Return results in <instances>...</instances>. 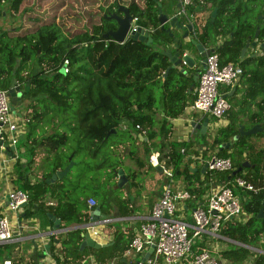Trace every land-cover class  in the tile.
<instances>
[{
    "label": "trees",
    "instance_id": "16d2710c",
    "mask_svg": "<svg viewBox=\"0 0 264 264\" xmlns=\"http://www.w3.org/2000/svg\"><path fill=\"white\" fill-rule=\"evenodd\" d=\"M29 1L0 0V16H3L4 2L9 12L16 14L20 6ZM175 1L69 0L67 5L64 1H57L48 7V10H52L45 14L40 24L24 29L22 34L17 33L20 30L18 27L17 30L16 27L14 30L0 29V89L7 90L14 78L23 89L21 102L27 101L21 117L27 119L29 124L34 119L38 125L49 114V119L42 123L52 125L50 132L38 137L30 131L27 133L32 138V147L27 149L40 148L51 155L46 172L35 182H29L25 177L26 169H21L17 163V177L12 183L14 187L27 192L24 218L42 209L45 218L47 213H51L58 219L59 227L63 230L56 242H53L55 237L49 240L46 250L58 264H79L86 252H91L96 264H106L111 259H115V264H122V255L134 234L131 228L116 229L112 241L104 246L79 249L85 230L66 227L86 223L95 206H99L103 216L112 215L115 210L120 216L128 215L131 213L129 201L119 196V190L107 182L97 185L90 192V197L98 200L94 207H89L86 200L76 197L65 199L70 196L67 188L70 180H67V176L70 169L80 163L73 160L79 151L92 157L101 156L99 165L105 169L108 182L115 178L118 169H122L121 161H110L104 151L108 142L118 134L117 128L121 122L132 127L134 135L128 130L125 134L133 144L139 141L137 134L140 133L135 125L146 130L144 136L151 142L147 157L150 152H158L159 162L172 171L173 178L180 180L189 193L184 212L204 203L203 195L209 183L230 186L239 196L244 219L225 220L218 233L228 240L264 249V216L257 217L264 201V190L244 191L232 185L237 176L255 185L264 178V145L257 147L255 143L257 139L264 140V48L258 46L264 42V0H191L189 4L208 7V13L216 8L212 19L208 14L200 23L198 21L203 17L198 16L201 14L189 10L192 17L190 22L196 30L197 40L214 50L221 65L230 62L238 66L240 72L237 83L240 87L236 89L242 92L237 102H231L225 94L230 104L224 116L227 124L216 129L210 139L206 133L201 134V142L170 140L168 137L170 120L180 116L186 105L193 101L195 92L190 87L196 86L192 75L175 67L166 71L171 63L163 49L171 42V37L165 30L168 24L161 26L158 21V2L162 11L170 14L175 9ZM258 2L259 10L251 13L250 10L257 8ZM118 5L126 6L132 17L137 18V24L148 31L151 42L132 38L116 42L103 37L107 30L116 26L114 20L104 17V14L119 13ZM61 15H69L65 17L68 24L64 23ZM28 18L38 20L35 17ZM179 21L188 22L184 15L179 16ZM257 28L258 33L254 36ZM217 40H220L218 44ZM252 41L256 42V46L247 48V53L240 58L241 49ZM64 59L68 61L66 72L62 69ZM155 92L158 94L155 95ZM29 108L32 109L31 114ZM155 111L163 115L158 140H153ZM254 124H260L262 129L232 140L239 125L247 129ZM69 141L73 143L70 152L65 150ZM227 142L230 143L227 148L222 147L217 153L214 152L219 145ZM21 143L24 145V142ZM70 153L72 155L69 158ZM129 153L135 154L133 150ZM188 154L203 159L211 156L228 157L231 168L214 172L205 170L203 173L200 168L192 171L190 163L194 158H186ZM70 160L73 163L63 177L54 182L45 181L53 172L63 169ZM243 161H247L249 166L232 174ZM85 172L80 170L73 176L71 184L74 189L86 187L85 184L80 186L81 179L94 178ZM133 173V170H129L127 175ZM46 199L53 200V204L45 206ZM262 213L264 215V207ZM206 240L205 236L193 240L190 251L195 253L208 249ZM12 248L13 244H0V261L10 259ZM219 257L228 264H239L247 258H251V264H264V254L233 242H227L226 248L219 252Z\"/></svg>",
    "mask_w": 264,
    "mask_h": 264
},
{
    "label": "built area",
    "instance_id": "2783aa9c",
    "mask_svg": "<svg viewBox=\"0 0 264 264\" xmlns=\"http://www.w3.org/2000/svg\"><path fill=\"white\" fill-rule=\"evenodd\" d=\"M179 2L180 7L176 8L175 14L183 16L186 14L185 7L190 4L191 0H180ZM138 26L137 18L132 17L128 33L136 30ZM67 63V59H64L62 63L64 72L68 70ZM239 72L236 64L229 62L221 65L214 50L208 53L205 56L204 68L199 70L196 80L195 97L191 103L186 105L184 109L186 113L181 116L188 122L194 118L193 114H197L199 118L207 117L208 128L212 127L215 130L225 126L227 122L224 116L230 104L225 97V90H222L220 85L229 87L236 83ZM6 92L7 90L0 89V174L2 173V177L9 181L7 178L8 160L14 162L19 157L16 144L22 127L9 109V97ZM190 114L192 115L189 117ZM135 129L139 130L140 134L146 132L138 124L135 125ZM6 147L13 148L6 151ZM191 157L195 158L194 155ZM197 158L202 164L206 162L205 170L209 172L231 168V160L228 157L211 156L203 159L197 156ZM148 163L153 167L160 166V171L166 179L165 184L159 197L152 204L146 220L140 225L139 232L131 238L125 254H136L143 251L145 247L152 246V251L143 262L137 261L135 264H225L209 249L192 253L190 248L193 237L205 236L210 239L228 240L221 236L218 231L225 220L230 218L244 219L238 194H235L230 186L209 183L203 195L204 203L191 208L190 219H187L183 215V208H186L184 204L189 199V193L183 187L173 186V173L165 164L159 162L158 152H152L148 155ZM258 183L255 185L248 179L237 176L232 185L234 188L244 191L264 190V178L259 179ZM11 184L3 182L6 210L12 218L19 220L21 205L26 203L28 195L26 191ZM47 204L52 205L53 202L48 201ZM87 204L89 207H94L96 205L95 198L88 197ZM112 220L110 215L99 216L97 220L93 221L90 217L81 229L87 231L96 241L99 229ZM60 229L59 227L49 228L40 234L42 240L40 246L49 244V240L61 232L62 229ZM13 238L15 235L8 215L0 214V243L9 242ZM251 261V258H247L239 264H251ZM8 264L11 263L8 262ZM106 264H113V262L111 260Z\"/></svg>",
    "mask_w": 264,
    "mask_h": 264
},
{
    "label": "crops",
    "instance_id": "0c3cea01",
    "mask_svg": "<svg viewBox=\"0 0 264 264\" xmlns=\"http://www.w3.org/2000/svg\"><path fill=\"white\" fill-rule=\"evenodd\" d=\"M180 1V0H179ZM180 3V2H179ZM176 9H173L172 13L175 12ZM207 10L208 13V7H204V8H198L197 11H195L198 15L201 14L200 18L203 17V15H205ZM186 15L188 16L187 21L191 20V16H190V12L188 10L185 9ZM170 13V14H172ZM203 14V15H202ZM205 17V16H204ZM204 17L199 20L198 22H202L204 20ZM198 18V19H200ZM206 18V17H205ZM192 21V20H191ZM173 32L180 37V35L182 34L183 30H179V29H172ZM195 29L194 27H191V30L187 33V36L189 37V39H194V35H195ZM220 40H217L216 44H218ZM189 42H187L186 45L183 44V52H188L191 56H194L196 59V65L195 67L189 68L186 65L182 64L181 67L183 68V70H185V74L187 75H192L197 69L201 70L200 65L198 63V61L201 59L199 58V56L196 53V50L193 46H190ZM213 47V46H212ZM169 48L170 51L173 53L175 51V48L173 46V43L170 42L166 47ZM192 48V49H191ZM204 48H210V46L205 47ZM249 49V48H248ZM248 49L246 50V53L248 51ZM164 51V49H163ZM182 52V53H183ZM175 69H178L175 67ZM179 70V69H178ZM193 87V86H192ZM192 87H190V89L192 90ZM195 87V86H194ZM238 89V87H240V85L237 83H234L233 85L229 86V87H221L222 90H225V94L227 97H229L228 99L231 100V102H237L236 100L240 99V96L242 95V92H240ZM189 89V90H190ZM193 91V90H192ZM21 102V100H20ZM25 105H26V101L25 102H21L20 103V107L16 106L15 107V113H14V118L16 119V121L19 123V125L21 124L20 120H21V116L24 114V110H25ZM253 107V106H252ZM157 113L156 119L155 121H160V124L162 123L163 120V115L160 111H155ZM186 112L184 111L181 115H184ZM178 116L177 118H175L174 120H170V128H169V132H168V137L170 138V140H198V137H200V133L194 134L192 132V126L190 125V122H188L187 120L184 119V117L182 116ZM192 114L189 115V117ZM192 116H194V118L197 119V122H201L203 118H199V116L197 114H193ZM162 117V118H160ZM241 118V117H240ZM20 119V120H19ZM27 120V119H25ZM227 122V120H226ZM36 128H34V132H35V137L40 136L42 133L45 132H50L47 131V127L51 128V126H47L46 124L42 123L41 121H39V124L36 125ZM22 127V126H21ZM23 127L21 128L20 135H19V139L17 143H20L19 148H17L18 150V155L19 157L13 162L12 160H8V173H7V178L9 179L6 180L3 176V174H0V214H7L10 222H11V227L13 230V233L15 235V238H13V240L6 242L9 244H13V248L11 249L10 252V259L4 260L2 264H8V262H10L11 264H58L56 262V260L54 259V257L52 256L51 253L47 252V249H44V245L40 246L42 240L40 239V234H42L43 232H46L49 228H52V224L53 222L51 221V219L48 217V213H47V218H45V216L43 215V210H37V212L32 213L30 216L26 217V218H21L20 220L16 219V218H12V216L10 214H8V211L6 210V202H5V188L3 185V182H7V184H11L12 180L16 179L17 175H16V164H20L19 166L21 167V169H26L25 172V177L27 178V180L31 179V182H35L37 179H39L40 177H42L43 173L45 172L46 169H44L43 167H41L40 171H38L37 173L40 174V177L37 176L35 178H32V169L35 166H38V168H40L38 161L40 160V158L44 155V150L40 149V148H33V149H27L26 147H32L31 144V135L28 137L27 133L29 131H25ZM52 129V128H51ZM153 130L155 132V136L153 137V140H158V129L155 127V124L153 125ZM209 131L208 134V139H210L214 132H215V128L212 127H207L206 133ZM30 133L31 130H30ZM145 134H143L141 136L140 133L137 134L139 141L135 142V144H138L140 141H146L147 138L144 136ZM24 142V145L21 143ZM262 145H264V140L261 141ZM151 153V152H150ZM22 154V156H21ZM129 158H133L135 165H132L130 163H127L126 166L123 165L122 161L121 164L122 166L126 169H124L122 167V174L124 175V177L126 178V182L128 183V188L124 187V186H116V181L118 179V175L116 173V176L114 178L113 181V188L114 189H118V195L126 198L129 201V206L131 208V213L125 216H120L116 213V210L113 211L112 218L113 220L110 223H107L104 225V227H101L99 229V235L98 237H96V241L100 242V243H108L110 241H112L113 239V232L116 229H120V230H124V229H129L131 228L133 231V235L132 237L139 232V228L140 225L146 220L147 216L149 215L150 212V208L152 206V204L156 201V199L159 197L162 189H163V185L165 184V177L164 175L161 173L160 170H157L155 168H153L155 170V172L151 173L149 170L146 173V177L145 178H140L138 179L137 176H139V172L141 170L138 169L137 166L141 168H144V166H150L147 160V154L145 153L142 157H144L143 159H140L139 157L135 156V154H130L128 153ZM194 154H188L187 156H185L186 158H192L191 156ZM194 161L193 163H195L194 166L191 165L190 163V168L192 171L194 168H201V166L203 165L199 159L197 158L196 155H194ZM141 157V156H140ZM200 157V156H199ZM201 158V157H200ZM142 163L144 162L145 165L138 164V162ZM138 164V165H137ZM151 167V166H150ZM39 170V169H38ZM44 170V171H43ZM129 170H133L135 173L131 174L130 176H128V172ZM24 171V170H23ZM148 174V176H147ZM132 179V180H131ZM6 180V181H5ZM131 181H133L131 183ZM13 185V183L11 184ZM173 186H177L178 188H182V183L180 182V180H175L173 178ZM92 192V191H91ZM79 195V196H78ZM74 197H76L77 199H82V200H86L87 202V198L91 196L90 192L85 195L82 196L80 194H78ZM75 199L72 198L71 196H66L65 199ZM48 201H53L50 199H46L45 200V206H50L49 204H47ZM98 200L96 199V202ZM185 205V204H184ZM24 208L25 205L22 206L20 213L23 212L24 213ZM191 210V209H190ZM190 210H188L187 212L183 211V215L187 218L190 219ZM51 214V213H49ZM100 217H103V215L100 212ZM117 222V223H115ZM83 224H70L69 226L66 227V229H75V228H82ZM60 228V227H59ZM63 230V228H61ZM60 229V230H61ZM61 230V231H62ZM60 233H58L57 235L53 236L57 239V236L60 235ZM52 237V238H53ZM206 241H205V245L208 247V249L213 252L216 256L219 257V252L223 249L226 248L227 246V242H232V241H228V240H224V239H210L206 237ZM6 243H0V244H6ZM234 243V242H233ZM82 249V248H81ZM150 247H145L143 249V251H140L136 254H125V252L122 255V264H135L137 261H140V259L144 258L145 253H150L149 252ZM220 258V257H219ZM221 259V258H220ZM113 264H115V259H111ZM109 260V261H111ZM223 260V259H222ZM108 261V262H109ZM225 262V264H228L225 260H223ZM79 264H96L95 260L93 259L91 252H86L85 256H83V259L81 260V262Z\"/></svg>",
    "mask_w": 264,
    "mask_h": 264
},
{
    "label": "water",
    "instance_id": "95a60500",
    "mask_svg": "<svg viewBox=\"0 0 264 264\" xmlns=\"http://www.w3.org/2000/svg\"><path fill=\"white\" fill-rule=\"evenodd\" d=\"M180 7V3L178 2L175 6L176 8ZM117 11L119 13L116 12H111L108 14H104V17L108 18V19H112L114 20L116 26L114 29H110L107 30L104 34L103 37L104 38H110L113 41L116 42H123L126 38H132V39H138L141 41H145V42H151V37L148 33V31L141 27L138 26L136 28V30L134 31H130L128 33V28H129V24L132 18V15L129 13L128 8L124 5H118L117 7ZM158 21L160 23L161 26H163L164 24H168V26L165 28V30L168 32L169 36L171 37V42L173 43V46L175 48V51L172 53L170 51L169 48H166L163 53L169 58L170 61V65L167 67L166 71L168 70V68L170 67H176L179 70L185 72V70H183V68L181 67L182 64L186 65L189 68L195 67L196 65V59L194 56H191L188 52H183V44L186 45L187 42H189L190 46H193L196 50L197 55L199 56V58H201L198 63L200 65V68L203 69L204 68V62H205V56L210 53L211 51H213V49L211 48H204L203 45L200 44V42L197 40V38L194 35V39H189V37L187 36V33L191 30V27H193L192 23L190 21L188 22H180L179 21V16H177L174 13L172 14H166L162 11L161 7H160V3L158 2ZM216 13V8L214 7L211 11V19L215 16ZM184 17H186L188 19V16L186 14H183ZM189 20V19H188ZM172 29H179V30H183L182 34L180 35V37H178ZM258 33V28L255 30V34L254 36H256ZM189 46V47H190ZM256 46V42L252 41L251 43H246L244 45V47L241 49L240 51V58H242L247 50V48L249 47H255ZM259 47L264 48V42L259 43L258 44ZM192 49V48H191ZM183 52V53H182ZM252 55H255V53H253ZM199 74V69H197L193 74H192V79L193 82H196L197 77ZM192 87V86H191ZM195 87H192L193 92H195ZM23 89L19 87L18 84H16V80L14 78L11 79V84L9 86V88L7 89V96L9 97V109L10 111L14 114L15 113V107L20 105V99H21V93H22ZM262 118L264 119V115L262 116ZM190 125L193 127L192 128V132L194 134L200 133V134H205L207 127H208V118L207 117H203L202 121L199 123L197 122L196 118H193L190 121ZM262 128L260 126V124H254L252 125L250 128L245 129L243 125H239L238 127V132L233 135L232 140H236L238 139V137L240 136H244V135H251V134H255L257 131H260ZM113 131V130H112ZM230 145L229 142L225 143L224 145L221 144L219 145L214 152L217 153L218 150H220L222 147L227 148ZM13 147H6V151L11 150ZM71 157V155L69 156V158ZM73 161H69L67 163V165L61 169V170H56L55 172H53L48 178H46V182H54L56 179H60L61 177H63L70 169L71 165H72ZM192 166L195 165V163H191ZM206 162L203 163V165L200 168V172H204L205 168H206ZM249 163L247 161H243L233 172L232 174H236L237 172H239L243 167H248ZM155 169L160 170V166H156ZM193 170H196L195 168ZM117 175H118V179L116 181V186H124L126 188H128V183L126 182V178L124 177V175L122 174V169H118L117 170ZM25 204L23 203L21 206H24ZM264 207V201L262 203V207L259 209V212L257 214V217H263V210ZM20 219L24 218V213L21 212L19 214ZM100 216V208L99 206H95L93 208V210L90 212V217L91 220H97ZM48 217L51 219V221L53 222L52 224V228H58L59 227V221L58 219H56L52 214L48 213ZM19 219V220H20ZM57 239L53 238V242H56ZM236 244H239L241 246L244 247H251L248 246L246 244H241L235 241H232ZM106 245V243H100L98 241H95L87 231L84 232L83 234V240L80 242L79 244V249L84 248V247H92V248H99L101 246ZM44 249H48V244H44ZM152 251V246L149 249V252ZM149 255V253H145L144 258L140 259V262H143V260Z\"/></svg>",
    "mask_w": 264,
    "mask_h": 264
},
{
    "label": "rangeland",
    "instance_id": "374dc122",
    "mask_svg": "<svg viewBox=\"0 0 264 264\" xmlns=\"http://www.w3.org/2000/svg\"><path fill=\"white\" fill-rule=\"evenodd\" d=\"M57 1H64L66 5L69 4V0H30L28 3L26 2V3L22 4L19 8V11L16 14L15 13L12 14L9 12V10L7 8V3L4 2L2 4L3 16L2 15L0 16V29L11 28L14 30V28L16 27V30H17V27H18V28H20V30H18L17 33L22 34L25 32V30L30 29V26H33V25L35 26V25L40 24L43 21V19L46 17L45 14H47V12L49 10L50 11L52 10L50 8L48 10V7ZM62 8H63V4L61 6V9ZM198 8H202V6L201 5H190V6L188 5L185 7V9L188 11L189 10L197 11ZM258 10H259V2L257 3V8L250 10V12L251 13H257ZM4 12H6V14H4ZM208 14L211 15V11L209 13H207V10H206L205 15H203V14L202 15H203V17L204 16L207 17ZM68 16L69 15H63V16L61 15L64 23L68 24V20L65 19V17H68ZM257 16H259V15H257ZM28 17H35L38 20H31ZM205 17H204V19H205ZM220 86L222 87V85H220ZM157 94H158V92H155V95H157ZM26 103H27V101H26ZM18 107H20V106H18ZM26 110H28V108ZM29 110H30V114H31L32 109L29 108ZM145 112H146V110L144 111V113ZM48 116H49V114H46L44 116V118H42V119L48 120L49 119ZM156 116H157V113L154 112L153 113L154 124H155V127L157 129H159L161 124H160V121H155ZM160 118H162V117H160ZM44 120H41V122H43ZM20 122H21L20 125L23 127V129L25 131L31 130L32 135H35L34 128H36V126H35L36 121L34 119H31V121H30V124H33V125H30L29 122L27 120H25L24 118H21ZM50 130H51V128L47 127V131H50ZM127 130L130 131L132 136L134 135V131L132 130V127H130L129 124L126 122H121V124L119 125V128H117L118 134L108 142L106 147H104L105 157H108V159L110 161L120 160V161H122L124 166H126L127 163H130L132 165H135V163H136V162L134 163L133 158L132 159L129 158L128 153L130 152V150L134 151L135 156L139 157L140 159H143L144 157H142V156L149 150V148H151V142L149 140L140 141L138 144H135V145L133 143H131L130 140L128 139L129 138L128 135L125 134ZM208 134H209V131L206 133V136H208ZM205 139H206V137H205ZM202 140H203V138L201 136L198 137V142H201ZM261 141H262L261 139L255 140L257 147L262 145ZM68 143L69 144L66 145L65 150L70 152V149L72 147L71 145L73 143L71 141H69ZM114 144H117V145H116V147L112 148L111 146ZM19 146H20V143H17L16 148H19ZM110 147L112 148L111 150H109ZM113 153H114V155H113ZM70 155H72V153H70L68 156H70ZM21 156H22V154H21ZM73 160L79 161L80 163L74 165L70 169L68 176H67V180H70L67 182V188L70 191V196L74 197V196L78 195L79 192L81 195H86L89 192L93 191V189L97 185H99L103 182L104 183L107 182L108 184L114 185L113 184L114 179H111V181L109 180V182H108L107 178H106L107 174L105 172V169L101 165H99V164H101L100 161L102 160L100 155L92 157L90 155L85 154L82 151H79L78 153H76L73 156ZM147 160H148V157H147ZM50 161H51V155L44 152V155L38 161L40 168H38V166H35L32 169V172H31L32 178H35L37 176L40 177V174H38L37 172L40 171L41 167H43L44 169H48ZM141 163H142V161L139 162L138 164H141ZM142 164L145 165L144 162ZM95 165H99V166H95ZM137 167L139 170H141L138 174L139 176H137L138 179L145 178L146 173L149 170H151L150 171L151 173L155 172V170L153 168H151L150 166H144V168H141V169L139 166H137ZM80 170H85L86 172L84 174H87L89 176H93L94 178L93 179H87L86 178L85 180L81 179L80 180V186L85 184L86 187L84 189H76V188L74 189L72 184H71L73 182V176H75L78 172H80ZM45 172H46V170H45ZM147 176H148V174H147ZM29 182H31V179L29 180ZM190 209H188V210H190ZM115 223H117V222H115ZM197 238L198 237H193L192 239L197 240ZM263 240H264V237H263ZM249 250H251L255 253L264 254V249L261 247H258V246H251V247H249ZM3 261H0V264H2Z\"/></svg>",
    "mask_w": 264,
    "mask_h": 264
},
{
    "label": "flooded vegetation",
    "instance_id": "af4514ba",
    "mask_svg": "<svg viewBox=\"0 0 264 264\" xmlns=\"http://www.w3.org/2000/svg\"><path fill=\"white\" fill-rule=\"evenodd\" d=\"M179 2V0H176L175 1V3H174V8H175V6H176V4Z\"/></svg>",
    "mask_w": 264,
    "mask_h": 264
}]
</instances>
